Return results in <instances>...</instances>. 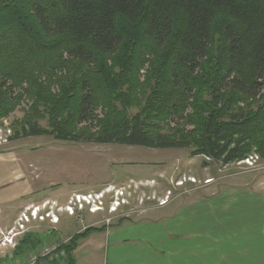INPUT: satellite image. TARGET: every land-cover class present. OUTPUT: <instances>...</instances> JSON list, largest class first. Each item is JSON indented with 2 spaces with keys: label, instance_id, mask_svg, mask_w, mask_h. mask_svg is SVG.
I'll return each mask as SVG.
<instances>
[{
  "label": "trees",
  "instance_id": "trees-1",
  "mask_svg": "<svg viewBox=\"0 0 264 264\" xmlns=\"http://www.w3.org/2000/svg\"><path fill=\"white\" fill-rule=\"evenodd\" d=\"M23 99L10 139L263 157L264 0H0V120Z\"/></svg>",
  "mask_w": 264,
  "mask_h": 264
},
{
  "label": "rangeland",
  "instance_id": "rangeland-1",
  "mask_svg": "<svg viewBox=\"0 0 264 264\" xmlns=\"http://www.w3.org/2000/svg\"><path fill=\"white\" fill-rule=\"evenodd\" d=\"M27 108L28 101L23 99L11 113L0 120V125L3 120L7 122L13 134L16 123L23 118ZM41 123L45 124V121L42 120ZM0 161L4 166L9 165L6 179L8 185L16 188L20 184H26L29 192L26 196H37L28 207L44 201L63 206L69 196L76 192L93 193L106 188L121 189L124 193L131 191L130 204L114 214L106 211L97 214L83 211L71 217L62 214L61 221L53 225L48 220L31 221L27 224L25 234L41 240L33 244L35 246L32 252L55 242H66L86 223L94 222L96 227H100L107 225V219L108 225L116 224L120 218L164 219L165 211L172 206L178 208L189 201L202 200L211 195L213 187L221 186L224 180H229L224 179L227 178L225 176L233 175L244 180L245 176L264 173V156L255 161L249 159L250 165L245 161L223 164L202 155H191L188 149L77 143L56 140L48 135L9 139L6 143H1ZM167 193L170 203L158 206V202ZM21 198L14 199L9 206L11 224L25 210V206L20 203ZM23 236L17 239L18 243ZM94 240L89 239L87 243H83L78 252H100L99 241ZM13 251L12 247L0 249V264L13 263ZM89 259L86 264H96V258L90 256ZM62 262H68V259H43L42 264Z\"/></svg>",
  "mask_w": 264,
  "mask_h": 264
},
{
  "label": "crops",
  "instance_id": "crops-1",
  "mask_svg": "<svg viewBox=\"0 0 264 264\" xmlns=\"http://www.w3.org/2000/svg\"><path fill=\"white\" fill-rule=\"evenodd\" d=\"M0 164V226L7 228L14 199L22 197L19 201L26 207L37 196H26V184L8 185L9 165ZM225 177L229 180L213 187L211 195L172 206L164 219H123L89 232L78 240L69 264H86L90 256L96 264H264V173L244 180ZM91 226L96 227L86 223L76 233ZM89 239L99 241L100 252H78Z\"/></svg>",
  "mask_w": 264,
  "mask_h": 264
},
{
  "label": "built area",
  "instance_id": "built-area-1",
  "mask_svg": "<svg viewBox=\"0 0 264 264\" xmlns=\"http://www.w3.org/2000/svg\"><path fill=\"white\" fill-rule=\"evenodd\" d=\"M12 135L10 126L2 121L0 125V144L6 143ZM257 155L249 156L241 160L249 165V159L257 160ZM208 181V180H206ZM169 201V193L158 202V206H164ZM131 202V191L124 193L123 190L117 188H106L97 192L80 193L76 192L69 196L67 202L63 205L45 203L34 205L33 207H25L21 211L13 224L7 228H0V249L6 247L15 248L17 239L25 234L27 224L31 221L48 220L51 224L59 222V215L66 214L73 216L75 213L86 211L90 214H97L106 211L109 214L116 213L119 209L127 207ZM109 224V219L106 220ZM65 257V251L59 245H45L38 251L30 252L26 255L19 256L13 264H38L39 261L47 259L55 261Z\"/></svg>",
  "mask_w": 264,
  "mask_h": 264
}]
</instances>
